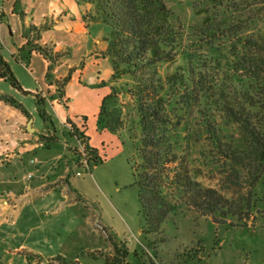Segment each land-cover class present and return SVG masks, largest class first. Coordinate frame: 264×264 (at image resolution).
Listing matches in <instances>:
<instances>
[{"label":"rangeland","instance_id":"obj_1","mask_svg":"<svg viewBox=\"0 0 264 264\" xmlns=\"http://www.w3.org/2000/svg\"><path fill=\"white\" fill-rule=\"evenodd\" d=\"M163 1L176 15L174 25L178 43L176 59L162 63L160 72L165 75L179 65L187 69L190 63L197 64L199 70L202 59H208L215 66H212L213 71L221 68V71L234 73L232 64L241 53L240 44L236 50L231 42L232 37L218 35L210 40L194 36L191 31V25L214 11L210 1ZM84 3L90 5L87 12L94 11L92 3ZM255 25H261V21ZM91 32L93 36L101 32L102 44L107 45L106 36L111 32L107 24L93 23ZM250 32L247 30L243 35ZM187 52L191 60L187 59ZM12 65L18 67L13 60ZM111 72L112 63L108 57H100L99 64H91L87 72V76L102 75L107 82L114 83V92L107 102L105 113L107 120L111 117L108 121L112 125H118L115 132L107 129V133L102 135L100 129L103 124L99 125L98 120L100 111L94 115L93 108L85 105L90 112L84 116L86 130L92 137V143L99 144V156L103 157V161L97 163L89 160V167L78 165L81 154L79 141L67 132L55 114L51 115L52 124L44 122L39 113L33 110V100L23 95L9 96L33 113L31 117L34 122H29L28 118V129L27 125L23 126V131L33 132V128L44 131L47 125L50 129L54 126L51 132L57 131L58 140L53 142L52 149L39 145L36 150L23 155L22 160L15 158L11 164L2 159L0 200L5 198V190L17 191L26 183L39 178L47 180L57 175L64 177L65 182L82 198L73 205L67 202L64 207L60 194L52 193L48 198L38 199L37 208L43 217L54 218L55 224L49 236L54 239L55 247L59 246V241L67 238L66 258L69 261L78 258L80 264H106V258L116 254L115 246L128 252L125 264H264V172L255 182L254 168L239 169L236 172L232 170L221 150L209 140V135L202 134L198 141H191L190 164L193 177L203 186L216 188L236 203L237 215L228 217L225 224H216L211 218L198 217L188 212L171 216L159 228L148 224L142 214L132 169L133 139L140 133L136 103L129 92L133 79L126 74L112 80ZM240 78L235 72V83H241ZM5 81L2 85L7 88L6 92H12L9 86H13ZM223 131L230 139L240 137L235 124L224 127ZM179 132L185 144L189 131L183 127ZM101 138L105 139L103 143ZM32 158L37 161H31ZM70 197L73 202V192ZM84 216H89L95 226L86 224ZM151 227L153 230H150ZM8 232L6 228L0 227V264H28L27 254L30 253L16 251L22 241L21 234L15 227L9 228ZM31 264L63 263L46 258L41 263L35 259Z\"/></svg>","mask_w":264,"mask_h":264},{"label":"trees","instance_id":"obj_2","mask_svg":"<svg viewBox=\"0 0 264 264\" xmlns=\"http://www.w3.org/2000/svg\"><path fill=\"white\" fill-rule=\"evenodd\" d=\"M80 1L94 5V11L87 12L84 19L111 28L103 54L111 60L113 80L126 74L133 79L129 92L136 103L140 133L133 139L132 169L142 214L148 224L159 228L171 216L188 212L211 218L216 224H225L228 217L237 215V204L193 177L190 145L202 134L209 135L232 170L254 168L255 182L264 172V0H209L214 11L191 25L194 36L212 40L226 35L232 37L236 50L238 44L241 45V53L232 64L234 73L221 71V68L213 71L212 62L202 59L199 70L197 64L190 63L187 69L179 65L165 75L159 68L162 63L176 59L178 33L174 25L176 15L163 0ZM257 21H261V25L256 26ZM247 30L251 32L243 35ZM28 33L24 32L28 41L20 51L26 50L30 56L31 51L36 50L51 61L47 79L52 80L53 56L47 48L34 44ZM186 54L191 60L189 52ZM235 72L241 77V83H235ZM0 78L23 91L1 52ZM69 79L67 75L62 81H56L58 87L62 88ZM113 92L114 87L104 98L98 115L99 125L103 124L102 132L107 129L115 132L118 128L108 121L110 116L106 119L105 113ZM3 99L27 117L31 116L14 98ZM36 103L40 117L52 124L51 115L45 109L46 100L36 96ZM83 119V129H86V117ZM68 122L72 134L85 143L89 160L103 161L98 148L87 147L90 137ZM231 124L239 129L237 139L225 136L224 127ZM183 127L189 131L185 144L179 132ZM40 139L48 146L58 137L41 135ZM77 196L82 198L80 194ZM114 250L116 254L107 257L106 264H125L128 252L118 246ZM35 259L40 263L43 260L35 254H27L28 264ZM51 259L63 264H80L78 259L69 261L61 255Z\"/></svg>","mask_w":264,"mask_h":264},{"label":"crops","instance_id":"obj_3","mask_svg":"<svg viewBox=\"0 0 264 264\" xmlns=\"http://www.w3.org/2000/svg\"><path fill=\"white\" fill-rule=\"evenodd\" d=\"M89 8L90 5L80 0H0V52L23 88L21 91L9 86L12 92L7 93V88L2 85L6 81L0 78V162L6 159L11 164L15 158L22 160L23 155L36 150L39 145L44 146L41 135L58 137L56 130L51 132L54 126L50 129L46 123L47 129L44 131L37 128H33V132L23 131V126L27 125L28 129V118L29 122H34V118L27 117L3 97L23 95L34 101L33 110L38 112L36 96H39L46 100L47 113L55 114L77 142L68 121L89 136L87 130L83 129L84 119H80L81 115L84 118L90 114L86 106L92 107L94 115H97L104 98L114 87V83L107 82L102 75L87 76L91 64H99L100 57L106 58L103 53L107 48L102 44V33L93 36L91 32L92 24L100 22L84 19ZM31 27L37 30H29ZM26 31L34 44L47 48L53 56L52 80L47 79L51 61L36 50H32L30 56L26 50L20 51L28 41L24 35ZM12 60L17 68L12 65ZM67 75H70L69 81L59 88L56 81H62ZM103 82L106 85L103 86ZM25 109L30 115L33 114L29 108ZM104 133L107 131H103L102 135ZM89 137L90 145L100 149L99 144H93L92 137ZM101 141L103 143L105 139L101 138ZM53 146L54 143H50L46 147L50 150ZM31 161L37 160L32 158ZM57 192L64 200H61L64 207L67 202L73 205L79 200V193L65 182L64 177L58 175L47 180L36 179L17 191H4L5 198L0 200V227L6 228L7 233L9 228L15 227L21 234L22 241L16 251L35 254L43 260L56 255L66 258L67 238L61 239L57 243L59 246L55 247L54 239L49 236L55 224L54 218L43 217L37 208L38 199L48 198ZM72 192L75 195L73 202L70 197ZM84 222L94 225L89 216H84ZM62 225L65 228L64 222Z\"/></svg>","mask_w":264,"mask_h":264},{"label":"built area","instance_id":"obj_4","mask_svg":"<svg viewBox=\"0 0 264 264\" xmlns=\"http://www.w3.org/2000/svg\"><path fill=\"white\" fill-rule=\"evenodd\" d=\"M78 139V138H77ZM79 144H80V150H81V154H80V161L78 163V165H85L86 167H89L90 165V161H89V157L87 155V152L85 150V143H83L81 140H79ZM78 175H80V172H78Z\"/></svg>","mask_w":264,"mask_h":264}]
</instances>
